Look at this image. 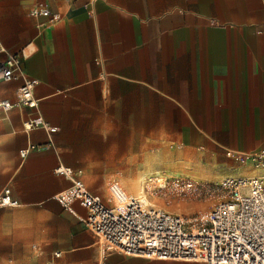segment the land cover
<instances>
[{"label": "crops", "instance_id": "0c3cea01", "mask_svg": "<svg viewBox=\"0 0 264 264\" xmlns=\"http://www.w3.org/2000/svg\"><path fill=\"white\" fill-rule=\"evenodd\" d=\"M39 2L57 25L31 15ZM0 45L23 52L56 129L28 131L35 113L0 110V193L18 203L0 208V264H202L105 251L80 204L60 200L71 185L54 170L125 174L150 142L264 149V0H0ZM20 86L0 83V102L16 103Z\"/></svg>", "mask_w": 264, "mask_h": 264}, {"label": "built area", "instance_id": "2783aa9c", "mask_svg": "<svg viewBox=\"0 0 264 264\" xmlns=\"http://www.w3.org/2000/svg\"><path fill=\"white\" fill-rule=\"evenodd\" d=\"M31 15L44 18L45 27L61 21L59 13L51 11L44 2L37 3ZM24 59L23 52L9 53L0 45V83L21 82L17 102L1 101L0 110L26 108L35 113L24 125L26 130L54 133L56 129L50 128L38 113L34 97L36 81L24 72ZM33 148L20 151V158L25 159ZM227 155L264 170V149L250 155ZM54 174L71 185L60 200L80 204L86 212L84 227L105 251L164 262L264 264V175L225 179L221 186L228 192V199L217 203L200 225L188 229L181 216L149 203L144 196L129 198L115 207L104 205L84 184L81 170L59 165ZM154 178L160 188H166L164 176ZM185 188L186 185L180 190ZM17 206L9 189L0 193V208Z\"/></svg>", "mask_w": 264, "mask_h": 264}, {"label": "rangeland", "instance_id": "374dc122", "mask_svg": "<svg viewBox=\"0 0 264 264\" xmlns=\"http://www.w3.org/2000/svg\"><path fill=\"white\" fill-rule=\"evenodd\" d=\"M137 154L138 157L128 165V173L110 176L84 174V183L105 201L117 199L119 205L138 197L143 190L142 194L149 203L181 216L188 229L200 225L217 203L228 199V192L221 186L225 179L264 175V170L236 157L212 154L173 142H150L148 150ZM146 170H149L148 174L143 173ZM156 175L167 179L165 189L153 179ZM115 181L119 182L118 187L109 189ZM185 185V190L181 191ZM104 203L108 207L113 205Z\"/></svg>", "mask_w": 264, "mask_h": 264}, {"label": "bare ground", "instance_id": "6f19581e", "mask_svg": "<svg viewBox=\"0 0 264 264\" xmlns=\"http://www.w3.org/2000/svg\"><path fill=\"white\" fill-rule=\"evenodd\" d=\"M142 193H143V190H142ZM142 193H141L139 196H144V194H142ZM139 196H138V197H139ZM144 197H145V196H144ZM134 198H135V197H134Z\"/></svg>", "mask_w": 264, "mask_h": 264}]
</instances>
